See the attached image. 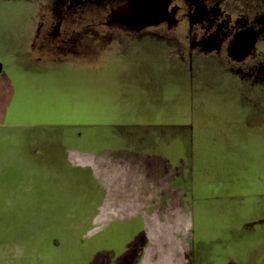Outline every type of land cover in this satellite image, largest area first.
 <instances>
[{"label":"rangeland","instance_id":"rangeland-1","mask_svg":"<svg viewBox=\"0 0 264 264\" xmlns=\"http://www.w3.org/2000/svg\"><path fill=\"white\" fill-rule=\"evenodd\" d=\"M71 1L92 14L98 31L105 30L101 19L115 12L123 27L139 23L142 30L151 25L165 32V15L182 6L161 0L156 12L142 5L134 13L139 18L122 19L128 0H0V264H111L149 242L152 250L172 226L176 191H183L185 212L178 216L187 224L172 228V253L202 242L196 251L210 257L201 264H264V66L252 77L243 69L242 79L209 55L204 79L185 81L178 59L200 39L188 33L183 9L171 37L131 39L114 31L103 42L81 39L79 55L63 49L66 62L75 63L86 61L89 44L93 57L96 50H157L149 72L141 54L140 86L129 78L119 81L121 88L87 86L80 76L23 66L26 50L33 64L58 62L51 54L58 38L47 35L57 12L51 6ZM205 3H222L219 15L232 0ZM158 50L173 54L164 70ZM150 174L154 187L145 178ZM117 190L130 196L124 209L106 195ZM144 190L152 192L153 205L142 208L143 216L137 206ZM160 193L169 198L154 197ZM143 217L152 221L146 231L138 224L141 242L133 246L132 226ZM214 251L219 255L211 256Z\"/></svg>","mask_w":264,"mask_h":264},{"label":"flooded vegetation","instance_id":"flooded-vegetation-1","mask_svg":"<svg viewBox=\"0 0 264 264\" xmlns=\"http://www.w3.org/2000/svg\"><path fill=\"white\" fill-rule=\"evenodd\" d=\"M139 1L141 0H128V2L122 6H127L128 8L124 10L125 14L122 16L120 15L121 18H139L137 15L138 13L134 14L136 10L141 7ZM179 2H181L180 5L182 6L174 7L172 9V14L166 12L167 14L164 20L169 24L165 30L166 33L158 30L157 26L151 25L148 27L144 26V30H142L140 29L141 26H139V23H134L131 27L129 25L123 27L122 24H120L123 23V21H116V17L113 15L115 12L108 18L101 19L100 24L105 30L98 31L96 30L98 25L93 23L94 17L92 14L77 10L79 7L78 4L72 1L71 3L63 5V7H59L58 4H53L51 7L57 12L55 13V21L50 26L51 28L47 32V35L52 40L58 39L55 43V50L53 49V53L51 52L55 57H52L56 60H65V53L63 55V51L65 50L63 49H68L69 52L67 53L69 54H73L75 51L78 53V51L82 50V44L80 43L81 39H84V37H87L88 40L94 37H99L101 40L108 39L115 34L114 31L118 32L119 35L121 34L122 36L120 37L122 38L131 39L139 38L140 34L143 33L154 38L174 35L175 31L171 28V25L179 22V20L175 18V15H177L176 13H178L179 10L183 9L184 12L180 13V17L187 16L191 22L188 33L190 36L193 34L195 38L200 39L191 50L181 53L179 57L181 62L184 63L186 61L185 63L188 65L190 71L195 67L196 74L204 78L203 61L206 56L209 55H213L217 60L219 59V61L225 63L229 68L228 71L230 74L240 75L242 79H244L242 76L245 75L246 72L252 77V73H250L252 70L256 71L260 66H264V0H252V3L249 5L243 0H232L231 5L228 7L224 6V11L219 15L217 11L220 6H222V3L207 4L205 0H194L192 3H188L187 0H179ZM148 9L149 13L158 10V8L154 7H149ZM77 11L80 12V14L78 13L77 15ZM197 13L199 15L198 17L196 16ZM74 15L76 18L73 19ZM81 22L85 24L83 26H78L77 24ZM194 22H197L195 26L192 25ZM64 23L66 24L63 25ZM113 28H115V30H109ZM82 32H84V34H82ZM230 36L231 38H229ZM227 37L229 41L222 47ZM93 47V44H89L87 53H90V49ZM83 51L86 53V50ZM46 66H54V64L51 63ZM243 69L245 73L242 72ZM259 80L264 81L263 78ZM193 243L189 246L188 251L184 252V255L189 260V264H192L195 257H205L204 251L201 249L196 251L197 247H195ZM219 253L220 252L214 251L211 256H217Z\"/></svg>","mask_w":264,"mask_h":264},{"label":"crops","instance_id":"crops-1","mask_svg":"<svg viewBox=\"0 0 264 264\" xmlns=\"http://www.w3.org/2000/svg\"><path fill=\"white\" fill-rule=\"evenodd\" d=\"M141 7L142 5L145 6H149V7H154V8H158L160 7V2L161 0H141L139 1ZM157 10H155L154 12H156ZM98 53H95L94 57L95 59H93V55L92 53H85V62H66V60L60 59L57 61H54L53 64L54 66H46L45 64L43 65H38V64H33L30 62V58H29V54L26 51H24V53L22 54L23 59L21 58V60L24 61V63L22 62L23 66H28L30 65L32 67L33 70H37L40 69L41 70H48L50 68V70L52 71H56V75L60 78L62 76H66L67 73L71 74V78H76L79 77L81 78L82 81H84L85 85L87 86H92L93 82H96L97 85H101V86H105V87H110V88H121V85L119 84V81L121 79H125V78H129V80H132L135 83H131L132 85H137L140 86V80H141V73L138 71L141 69L142 72V64H140L141 61V54L143 52V61L144 60H148V64H146L147 62L144 61L145 63H143V66L146 67V70L151 69L150 67H152L153 61L155 60V57L153 56V58H151L150 53L157 51V50H150V53H144L146 50H127L124 52H119L116 55L114 54H110L108 50H96ZM108 51V52H107ZM159 51V56L160 58V62H162L160 64V67H162V69L164 70L165 67L168 65V62H170L171 59L168 60V58H173V54L170 53L167 50H158ZM127 52V53H126ZM78 54V53H76ZM87 54V55H86ZM100 54V55H98ZM170 54V57H168V55ZM79 55V54H78ZM77 55V57H78ZM90 57H89V56ZM157 56V55H156ZM80 60V59H79ZM179 61V59H178ZM186 62V61H185ZM183 63L181 61H179L177 63V65L179 64L181 69L182 67L185 68L184 72L181 70V72L183 73V78L185 79V81H187V79H189V76L191 78V84L193 82L194 79L197 80V82L202 81L204 78L202 76H199L196 74V69H195V73L192 69V71L189 70L188 65L186 63ZM49 65V64H48ZM170 65L172 66V64L170 63ZM178 66H175V68L177 69ZM171 68V67H170ZM146 73V72H145ZM144 73V74H145ZM192 75H195L194 77ZM132 78V79H131ZM59 80V79H58ZM149 80V79H148ZM72 81V80H71ZM138 81V82H137ZM3 89L8 90V95L10 94V90L8 89L9 85L6 86L5 81H3ZM189 82V80H188ZM77 83V82H75ZM89 83V84H88ZM92 83V84H91ZM185 83V82H184ZM130 84V85H131ZM0 95H2V93L0 92ZM7 101H4V105ZM2 104V105H3ZM1 105V107H2ZM3 110H0V114L2 113ZM1 116V115H0ZM140 142H143L144 139H136ZM145 141V140H144ZM168 144H165L164 146V150L167 151L169 148L167 146ZM124 158L121 160H117V164L120 166L122 165V163H124ZM141 165H145V164H141ZM145 167V166H144ZM145 178H152V180H150L148 183L152 184L150 185V187H154V183H155V178L151 177L150 175H147V177ZM144 178V179H145ZM97 179V178H96ZM154 183H153V182ZM99 182V181H98ZM145 191V190H144ZM183 191H176V197L174 201H171V206H169L170 210L173 212L172 216L171 215V222H172V226L168 229L169 232L167 234H159V238L155 243V245H153V249L151 250L152 244L149 242V245H147V247H144V249L139 252V249H136L137 251H135V249L133 250L134 253L132 252L131 255H128V258H124L125 255H123V257H115V261L112 262L110 261L111 264H189V260L188 258L184 255V249L183 246H181V248L179 249V247L177 246L176 252L172 253L171 251V247L172 245H170L169 243V238L172 237V235L174 236V234L172 233V228L174 227L175 229L178 228V225L180 226V230L184 229V226L187 224V218L183 217V216H178V214L180 212H185L184 209V203L181 201L184 198V195H182ZM160 196H154L155 198H169V196L166 197V195H163L162 193H160ZM107 196H111L114 197V199L117 200V205L119 207V209H124L125 205L130 201V196L128 194H124L120 191H114V195L111 192L106 193ZM135 195H133L132 199L135 200ZM152 192L151 191H145L142 193H139L138 199L140 200L138 206H137V211L138 214H144L146 213L145 210H142V208H148L151 205H153V202L151 201L152 199ZM178 199V201H177ZM121 205V207H120ZM142 211V212H141ZM180 211V212H179ZM145 212V213H143ZM158 213H162V210L159 208ZM156 214V213H155ZM181 217V218H179ZM152 221L151 219H149L148 217H143L141 218V221H137V224L134 223L132 226V236L133 238L131 239L133 241V246L135 245L136 241H140L139 236H141V231L144 230L146 231L148 229V223ZM154 221V220H153ZM157 221V220H155ZM143 225V229H139L137 228L139 225L141 224ZM174 224V226H173ZM158 227H161L162 225L159 224L157 222ZM149 230H152V228L150 227ZM164 230L166 231V228H164ZM164 230L160 229V231L165 232ZM156 231V230H154ZM175 238L179 241V236ZM165 239V240H163ZM141 242V241H140ZM173 242V241H172ZM171 242V243H172ZM200 245L202 244V242H198ZM196 244V243H195ZM198 244V245H199ZM182 245V244H181ZM197 245V244H196ZM195 245V247H197ZM199 245V246H200ZM128 246H131L130 244ZM127 246V247H128ZM139 246V245H138ZM160 247L162 248V253H158L157 252V248ZM159 248V249H160ZM158 249V250H159ZM180 250L182 251V253H180ZM140 254V256L138 254ZM139 256V257H138ZM210 256H200L195 257L194 261L192 262V264H201L200 262H198V260L201 258L203 260L206 261V259H208ZM114 258V257H113ZM126 259V260H124ZM204 261V262H205ZM94 262V260H91V263ZM109 264V262H107ZM210 262L207 261V263L205 264H209ZM106 264V263H104Z\"/></svg>","mask_w":264,"mask_h":264}]
</instances>
